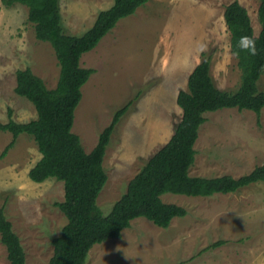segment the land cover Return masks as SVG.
Masks as SVG:
<instances>
[{"label": "rangeland", "instance_id": "374dc122", "mask_svg": "<svg viewBox=\"0 0 264 264\" xmlns=\"http://www.w3.org/2000/svg\"><path fill=\"white\" fill-rule=\"evenodd\" d=\"M233 0H151L121 19L84 53L80 65L93 68L82 86L72 131L89 152L114 112L134 100L120 118L107 147L103 165L107 181L97 205L107 215L144 162L172 135L181 119L176 103L187 77L211 55L210 74L216 86L235 91L241 72L230 51V34L223 17ZM250 15L255 35L260 31V0H238ZM113 0H59L66 33L82 35L98 12ZM29 68L47 88H55L59 64L51 45L35 37L27 7H6L0 0V123L36 118L34 105L15 92L16 71ZM264 90V73L257 82ZM198 131L191 176L238 178L264 164V108L222 109L204 114ZM12 134L0 131V207L23 246L27 264H49L52 239L66 224L54 203L64 198L63 183H42L28 172L40 158L33 138L21 134L2 156ZM165 203L186 209L168 228L136 218L120 238L94 245L85 264H264V182L237 192L212 196L166 193ZM223 240L216 248L204 249ZM0 264H9L0 241Z\"/></svg>", "mask_w": 264, "mask_h": 264}, {"label": "trees", "instance_id": "16d2710c", "mask_svg": "<svg viewBox=\"0 0 264 264\" xmlns=\"http://www.w3.org/2000/svg\"><path fill=\"white\" fill-rule=\"evenodd\" d=\"M149 1L113 0L109 8L98 12L93 25L77 36L66 33L59 0H2L6 7L14 4L27 7V20L34 25L35 37L51 45L59 64L57 84L52 89L29 68L17 70L14 90L34 105L36 118L15 122L10 118L9 108V120L0 123L1 132L12 134L2 156L13 147L19 135L26 134L33 138L40 153L39 160L28 172L29 179L42 183L54 178L63 183L64 198L54 205L67 221L52 239L53 254L49 264H85L94 245L120 238L122 231L136 218L168 228L174 218L184 217L187 211L182 206L163 202V194L208 197L234 193L264 182V164L238 178L189 174L195 160L198 131L206 121L205 113L236 108L259 115L264 108V90L257 84L264 73V0H260L257 10L260 24L257 35L247 9L233 0L225 5L223 13L230 34V51L232 54L237 51L242 35L252 36L258 50L256 56L241 52L239 58L235 57L241 72L239 86L233 92L218 88L210 74L211 55L202 53L201 61L187 77L186 89L177 93L176 103L182 115L172 135L144 162L110 212L102 214L97 197L108 178L104 156L116 125L134 100L114 112L94 147L86 152L80 137L71 130L75 109L82 98L81 88L94 73L93 68L80 65V58L95 48L121 19L133 15ZM0 241L6 248L9 264H27L23 246L3 207H0ZM223 243V240L216 241L204 251Z\"/></svg>", "mask_w": 264, "mask_h": 264}, {"label": "clouds", "instance_id": "9594fccd", "mask_svg": "<svg viewBox=\"0 0 264 264\" xmlns=\"http://www.w3.org/2000/svg\"><path fill=\"white\" fill-rule=\"evenodd\" d=\"M237 51L233 52V56L239 58L241 52L247 53L250 56L258 54L256 40L249 35H242L236 45Z\"/></svg>", "mask_w": 264, "mask_h": 264}, {"label": "crops", "instance_id": "0c3cea01", "mask_svg": "<svg viewBox=\"0 0 264 264\" xmlns=\"http://www.w3.org/2000/svg\"><path fill=\"white\" fill-rule=\"evenodd\" d=\"M112 4H113V3H112ZM112 4H111V5H112ZM111 5H110V6H111ZM110 6H109V7H110Z\"/></svg>", "mask_w": 264, "mask_h": 264}]
</instances>
